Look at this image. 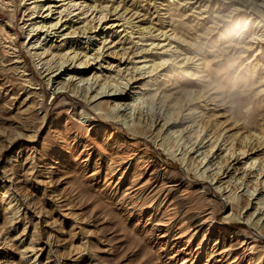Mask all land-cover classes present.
I'll return each mask as SVG.
<instances>
[{
    "label": "bare ground",
    "instance_id": "obj_1",
    "mask_svg": "<svg viewBox=\"0 0 264 264\" xmlns=\"http://www.w3.org/2000/svg\"><path fill=\"white\" fill-rule=\"evenodd\" d=\"M46 1L47 0H33L29 2L30 5L27 6L28 8L26 7L31 11L29 19L35 17L42 18L40 21H35L27 25L29 26L27 36L29 37L31 35L30 38L36 36L34 42L30 43L27 49H29V52L30 49H34L31 54L36 60L37 66L39 65L41 67L40 69L43 68V70L46 71V76H48L46 81L47 85L50 84V88L52 89L51 93L53 95L56 94L55 96L59 93L64 94L65 92L70 95L81 96V100H83V105H81L83 110L80 113L75 111V114L77 116H82L83 119L86 118V122L88 123L96 121L95 116H93V118L89 117L91 114L89 111L93 110V113L97 111V117H102V119L104 118L110 121L112 120L125 126L132 136L131 138L121 136V143H127V147L130 146L135 149H140V144L136 139L142 136L148 140H158L160 141L159 145L162 146L163 143H165V145H170L173 148L171 150L172 152L170 151L171 153L179 150L177 154L175 152L176 155L180 156L177 158V160H179V169L186 174L190 170H194L198 178H210V182L212 183L213 180H215L213 184H215L216 190L223 192L225 195L227 193L226 198L229 200L231 209L230 215L233 213L239 214L241 210L243 211L244 208H248V206H250V197L257 191L254 197L256 200L254 204H251V206L253 205V210L248 214L246 213L247 217L245 219L241 218L243 219L242 223L247 227H255L259 232L264 233V207L262 208V204L264 203L263 0H160V2L153 0L158 11L166 6V8H164L166 9L164 14H167L166 16L169 18L168 21L165 17L160 15L161 17L157 19L159 22H157L160 23L159 25L161 26L156 27V25V28H154L153 20L149 18L151 14L147 15L149 13V10L147 11L148 7L144 6L145 9L141 13L140 11L142 10H139L138 7H133L134 9L131 7L129 8L130 5L128 6V4L124 3L125 0H120L119 3L116 2L117 5L111 4L108 10L107 5H101V2H95V0H90L88 3L86 2L88 0H83L82 2L76 0H49L50 2L48 3H46ZM112 1L113 0H111V2ZM121 1L123 2L122 5L120 4ZM12 2V0H0V7L6 9L7 12H12L13 7L10 8V6H13ZM58 2L60 3L58 4ZM147 4L150 3L147 2ZM211 4H214V6L211 7ZM215 6L216 8L214 9ZM97 7H100L99 10H96ZM170 7H173L176 11L181 10L180 15L183 16V18L186 16L190 17L191 15L193 18H197V21H194L195 23H191L193 22V18L191 19L190 17V19L182 24L185 25L190 22L193 26L192 30L194 29L193 33L195 39L200 37L199 35H202V37L207 40L203 41V38H201L202 41L198 39L195 43L191 40L194 37L187 36L192 32L191 30L190 33L186 32L187 35L182 32L184 29L182 30L181 27L179 28L182 31L180 29L178 31V25L176 26V23L179 24V22H176L177 19L175 20L174 18H176V15H179V12H176L177 14L173 13ZM105 8L107 11L106 13H104ZM121 9H123V11L120 13L119 11ZM89 10L90 13H88ZM94 10L98 12L97 16L96 13L92 15ZM35 12L40 14L32 16ZM108 13L116 15L113 18L117 19V21L121 20V23H119V21L118 23L114 21L107 25L100 24L99 22L103 21ZM158 14L159 12L157 15ZM241 14L246 15V24L245 27H241L242 29H239L240 32H238V30L235 29L237 23L234 25L233 19L230 17L235 15L240 16ZM134 18H139V22H148L149 24L147 26H142V24L138 23L135 24L133 21ZM164 18L167 20L166 23L169 28H166L167 26L165 25L166 23L164 24ZM101 25H103V27ZM135 27L136 32L140 33L141 36L138 35L140 38L132 41L135 44L132 47L136 46L134 50L128 51L131 46L124 47L123 44L122 46L120 45L121 47L117 48L120 49V51H117V43H120L118 40L119 38L115 42H113L114 40L110 41L111 45L107 46L109 45L107 38L113 36L114 32H117V28L118 31H126L125 38H127L134 33L133 29ZM190 27L187 29H190ZM0 28L2 30L0 34L2 51L11 56L9 61L13 64V69L20 71L24 76V80L29 83L28 88L32 89L29 94L42 96L43 99L44 95L41 93V88L37 89V87H32V76L30 77L29 75L31 74L26 72L27 67L25 65L23 53L18 49L16 43H13L14 40L10 29L2 23H0ZM114 28L116 29L114 30ZM129 28L131 29L129 30ZM198 31L201 34H198ZM246 33H250V35L248 39L246 38L248 41L243 44V40L247 37L245 36ZM216 34L218 35L216 36ZM192 35L193 34H191V36ZM49 36L57 38H53L52 40L49 39L48 41H44V43L41 41L46 40ZM91 40L97 43L101 42L102 45L97 48H91ZM140 40H150V43H144L149 47L144 48L140 45L137 46L136 44H139L138 42ZM155 40H158V42L155 43ZM220 40H223L222 43H224V41H226V43L221 45L222 43H218ZM152 47L161 50L160 52H153L152 55H150L153 56L152 59H150V57L147 59L146 57L148 55L146 54L151 51ZM127 48L129 49L127 50ZM168 50H171V52L169 53ZM248 51L254 53L252 58H244L245 52ZM182 52L183 57H180ZM129 53H132L131 55L134 57H140L138 60L134 61L132 58H129ZM165 55L168 56L165 57ZM104 57L118 61V63L115 64L117 68H113L111 64L109 65V62L107 64V66L109 65L108 67L99 63ZM179 57L181 59L174 61ZM149 60H151V64L142 70L141 68L145 65H139V63L141 64V62ZM104 62H106V60ZM123 62L125 64L132 63V66L129 64L131 67H126V65H124L125 69L120 68L119 65ZM97 63L101 67H98L96 65ZM62 67L63 69L61 70ZM106 67L109 70L107 74L103 73L102 70ZM68 70L69 72L65 73L67 77L60 79L62 76L61 74H64L63 72ZM55 71L58 73L53 77L52 73ZM111 72L115 74L112 75ZM145 73L148 74L145 75ZM184 77H186L185 80L182 79ZM119 78H121V81H123V79H126V81L117 82ZM83 81L84 83H82ZM130 83H136L135 89L131 96H127V91L131 87ZM193 84L200 85L203 89H193ZM106 86H110V88L106 90ZM38 104L42 106V102ZM143 104L147 108L149 105H151V107L156 106L155 108H158V110L156 111V109H154L150 116L145 119V116H142V112L140 111L141 108H143ZM162 108L163 111H161ZM45 115L46 111L43 116L45 117ZM160 121L163 122L159 124ZM153 126L154 128H152ZM173 132L177 133V135L174 136ZM181 139H183L182 142ZM92 144L93 153L100 155L102 165L114 171L117 167L115 165H118L120 160L113 154L118 162L114 163V161L110 159L112 157L111 149H109L110 152L107 151V153H102L97 150L94 142H92ZM109 146L107 145L105 150L108 149ZM144 148L140 149L139 153L130 157L128 156L129 158L126 161L123 160L125 164L127 163L126 167L121 172V174H124V171H126V177L128 176L126 190L130 194L132 192L133 194L138 192L141 194L142 192L144 193L152 183H158V185L160 184V186L167 189V192H165L166 194H164L165 196L167 194H172L170 197L167 196L166 200H169V202H172L176 206L181 205V197L173 190L183 184L186 179L182 178V176H178L177 178L174 176V179L173 174L180 175L179 169L175 171L177 174L171 172L170 168L161 165L156 157L149 153L146 148L144 150ZM117 149L118 148H116V151ZM49 151H46L44 155H50ZM124 151L125 150L121 151V153ZM194 153H197L196 157L193 156ZM109 156L111 157L109 158ZM118 156L120 155L118 154ZM212 166L215 167L212 168ZM210 170L213 171L211 172ZM225 173L226 175H224ZM99 174V170H94L93 175L98 176ZM225 177H227V179H224ZM135 178H140V180L143 179L144 181L140 185H137L140 181L136 182ZM242 185L246 190L243 188L245 190L243 193L237 192V189L241 188ZM135 186H139L136 192H134L136 189L134 188ZM153 187H151L150 190ZM203 188H205L204 192H208L205 185ZM130 189L132 190L129 191ZM150 193L149 191L146 195L149 197ZM146 198L147 196H145L144 199L147 200ZM127 200L123 199L124 202ZM145 200L142 201V204ZM12 201L13 200L5 204L3 220L0 224L12 223L14 220L16 208L14 207L15 204L12 206ZM23 201L22 199V202ZM28 204L27 206H30V203ZM254 214L255 216L252 218L251 216ZM197 215H189L187 217V226H185L187 228H192L193 233H191V237H194V234L197 233L200 237V241L198 242L199 245L196 246L197 249H195V251H197L194 258H196L198 254L199 256L204 255L203 257H205V260L202 264H228L226 263L227 261H221L220 258H225L224 260H226L229 259V256L232 258V263L230 262L229 264H234L235 262V264H238L237 260H239L240 263L243 261L244 264H264V249L259 250L256 247L259 241L254 236L251 237L250 235V237H247L248 233L243 224H239L244 228L243 230L229 227L224 223L221 225H214V218H212V215L208 214V216L206 215L207 217L205 216L201 220H199L200 218H198ZM185 216H183V218ZM191 237L188 239V242H191ZM4 240L3 242H5ZM203 244L207 245V248L204 253H201L203 249H205ZM241 245H243V249L242 252H239V247ZM255 248H257V250ZM188 249L189 250L185 254L191 255L193 249L191 247H188ZM218 256L220 257L219 259H217ZM188 261L189 259L187 260L185 257L181 259L180 257V260L175 264H187ZM190 264L194 263L191 262Z\"/></svg>",
    "mask_w": 264,
    "mask_h": 264
},
{
    "label": "rangeland",
    "instance_id": "obj_2",
    "mask_svg": "<svg viewBox=\"0 0 264 264\" xmlns=\"http://www.w3.org/2000/svg\"><path fill=\"white\" fill-rule=\"evenodd\" d=\"M12 1L13 6H10V8L13 7L12 12H7L6 9L0 7V23L10 29L14 40H12L13 43H16L18 49L23 53V58L25 59V65L27 67L26 72L31 74L29 75L30 77L32 76V87H37V89L41 88V93L44 96L42 99V96L29 94V92L32 91V89L28 88L29 83L24 80V76L20 71L13 69V64L9 61L11 56L2 51V43H0V222L3 220V211L6 203L13 200L12 206L15 204L14 207L16 208L14 213L15 221L13 220L12 223L8 222L0 224V264H175L180 260V257L181 259L184 257L187 260L189 259L187 264H190L191 262L194 264H202L205 260V257H203L204 255L199 256L198 254V256L194 258L197 251H195V249H197L196 246L199 245L198 242L200 241V237L198 236V233L194 234V237H191L193 230L192 228L186 227L187 217L192 214H198L197 216L200 218L199 220L203 219L206 215L208 216V214L212 215V218H214V225H221L224 223L229 227L243 230L244 228L239 225L243 224L248 233L247 237H250V235L251 237L254 236L259 241L256 244V247L259 250L264 249V233L259 232L255 227L250 228L242 223V218L245 219L247 217L246 215L253 210V205L251 206V204H254V201L256 200L254 197L256 196L257 191L251 196L252 198L250 197V206H248V208H244L239 214L233 213L234 215H230L229 213H231V209L229 200L226 198L227 193L225 195L223 192L216 190L215 184H213L215 180H213L212 183L210 182V178L200 179L194 170H190L187 174L181 171L178 165L179 160H177L180 156L176 155L179 150L175 151L176 154L175 152L171 153L173 148L170 145H165V143H163V146L159 145L160 141L158 140H148L142 136L137 137L136 139L140 144V149L145 147L149 153L156 157L161 165L170 168L171 172L177 174L175 171L179 169L180 175L173 174V178L175 179V177L182 176V178L186 180L173 191L181 197L183 205H177V207L172 202H169V200H166L167 196L170 197L172 194H167L165 196L164 194H166L165 192H167V189L160 186V184L158 185V183H152L149 185L150 187L147 185L148 188L144 193L142 192L140 194L138 192L136 195L132 192L130 194L126 190L128 180V176L126 177V171H124V174H121L127 165L123 160L126 161L130 156L135 155L140 151L139 148L135 149L130 146H128L130 147L128 148L127 143H121L123 136L127 138L132 137L130 131L118 122L116 123L112 120L110 121L104 118L102 119V117H97V111H94V114L93 110L89 111L91 113L89 117L93 118V116H95L96 121L88 123L86 122V118L83 119L82 116H77L75 114L76 112L80 113L83 110V107L81 106L83 105L81 96L70 95L66 92L64 94L59 93L55 96L56 94L53 95L51 93L52 89L50 88V84L47 85L46 81V78L48 77L46 76V71H44L43 68L40 69L41 67L39 65L37 66L36 60L31 54L34 49H30V52L29 49H27L30 43L34 42L36 39V36L32 38H30L31 35L29 37L27 36V31L29 29V26L27 25L35 21H40L42 18L35 17L29 19L31 11L27 9V6L30 5L29 2L33 0ZM76 1L82 2L83 0ZM119 1L120 0H113L112 2L111 0H95V2H101V5H107V10L111 4L117 5ZM145 1L134 0L133 2V0H125L124 3L128 4V6L130 5L129 8L138 7L139 10H142L140 11L141 13L144 11L145 7H148L147 11L149 10V13L147 15L151 14L149 18L153 20L154 28L161 26L157 20L161 17L160 15L169 21V18L166 16L167 14H164L166 11L164 8H166V6L158 11L153 0H150V2L149 0ZM158 1L160 2V0H157L156 2ZM48 2L50 1L47 0L46 3ZM86 2L88 3L90 0ZM121 2L120 4L122 5L123 2ZM147 2L150 4H147ZM59 3L60 2H58V4ZM213 6L214 4H211V7ZM99 8L100 7H97L96 10H99ZM170 8L173 13L179 12V15H176V18H174L175 20L177 19L176 22H179V24L175 22L176 26L178 25V31L180 29L179 27H181L182 30L184 29L183 31L180 30L186 35L188 32L190 33L192 31L187 36L194 37L191 40L195 43L198 39L200 41L207 40L202 37V35H199L200 37L195 39L193 33L194 29L192 30L193 26L190 22L186 23V26L182 24L190 19V17L192 19V15L183 18V16L180 15L181 10L176 11L173 7ZM215 8L216 6L214 9ZM96 10H94L92 15L95 13L96 16L98 15ZM122 11L123 9L119 12L121 13ZM106 12L105 8L104 13ZM158 12L159 14L157 15ZM88 13H90V10ZM36 14L40 13L35 12L32 16H35ZM111 14L108 13V17L106 16L105 19L103 18L104 20L99 23H102L103 25L110 24L114 21H116V23H118V21L121 23V20L117 21V19L113 18L116 15ZM230 18L233 19L234 25L237 23L235 29H237L238 32H240L239 29H242L241 27H245L246 15H235ZM138 19H133L135 24H142V26H147L149 24L148 22H139ZM166 19L164 20V24L167 22ZM194 21H197V18H193V22L191 23H195ZM103 25L101 26L103 27ZM165 25L167 26V23ZM187 26H191L190 29H187ZM118 28L113 36L107 38L109 44L107 46L111 45L110 41L114 40L113 42H115L119 38L118 40L120 43H117L116 49L124 44V47L131 46L130 49L127 48V50L129 49L128 51L132 49L134 50L136 46L132 47L135 45L132 41L138 40L141 36L140 33L136 32V27L134 28L135 30L133 29L134 33L127 38H125L126 31H118ZM166 28H169V26ZM115 29L116 28H114V30ZM130 29L131 28H129V30ZM1 33L2 30L0 31V34ZM197 33L201 34L199 31ZM191 34L194 36H191ZM246 34L245 36L247 37H245V41L243 40V44L248 41L247 39L250 35V33ZM217 35L218 34H216V36ZM53 38L57 37L49 36L46 40L41 41L44 43V41H48L49 39L52 40ZM201 38L203 39L201 40ZM145 42L150 43V40H140L138 42L139 44L136 45L148 48L149 46L144 44ZM156 42H158V40H155V43ZM222 42L223 40H220L218 43ZM225 43L226 41L221 45H224ZM101 45V42L97 43L94 40H91V48H97ZM160 50L161 49L152 47L151 51L146 54L148 55L146 58L149 59L150 57V59H152L153 56L150 55H152L153 52H160ZM117 51H120V49H117ZM168 52L170 53L171 50H168ZM131 54L132 53H129V58H132L134 61L138 60L140 57H134ZM253 55V52L251 53L248 51L245 52L244 58H252ZM166 56L168 55H165V57ZM180 57H183V52ZM180 57L174 61H178L181 59ZM105 60L106 62H104ZM150 61L151 60L146 62L143 61L141 64L139 63V65H145L144 67L142 66L143 68L141 69L143 70L148 67L151 64ZM108 62L113 68H117L115 64L118 63V61L113 60L112 58L104 57L102 61H99V63L104 64V66H107ZM129 64L132 66V63ZM129 64L123 62L119 67L125 69L124 65H126V67H131ZM96 65L101 67L98 63ZM107 67L102 69L103 73L107 74L109 71ZM62 69L63 67L61 70ZM67 72H69V70L63 72L64 74H61L62 76L60 79L67 77V74H65ZM56 73L58 72L55 71L52 73L53 77H55ZM113 74L115 73H112V75ZM147 74L148 73H145V75ZM182 79L185 80L186 77ZM120 81L121 78L117 80V82ZM125 81L126 79H123L121 82ZM82 83H84V81ZM135 84L136 83L130 85L131 87L127 91V96H131L134 93ZM109 88L110 86H106L105 89L108 90ZM192 88L196 90H198V88L203 89L202 86L196 84H193ZM39 102H42V106L41 104H38ZM155 107L149 105L147 108L143 104V108L140 110L142 116L144 115L145 119L149 117L154 109H156V111L158 110V108ZM45 111L46 115L44 117L43 115ZM161 111H163V108ZM161 122L163 121H160L159 124H161ZM152 128H154V126ZM175 135H177V133H174V136ZM182 141L183 139H181V142ZM92 142L95 143L97 150L102 153H107V151L111 149L112 157L109 156V158L111 157L110 159L111 161H114V163H118L117 159L120 160L118 165H115L117 167L114 171H111V168L107 169L102 165L100 155L93 153ZM107 145L109 148L105 150ZM115 147L119 150L117 149L116 151ZM123 150L125 151L121 153ZM46 151H49L50 155H44L46 154ZM113 154H115L117 159ZM118 154L120 156H118ZM196 155L197 153L193 154L194 157H196ZM215 166H212V168ZM94 170H99L100 174L98 176L93 175ZM111 172L114 173L112 174ZM224 175H226V173ZM135 179L136 182L140 181L137 185H140L144 181L143 179L140 180V178ZM224 179H227V177ZM152 185L155 186L153 187ZM204 185L208 189V192H204ZM138 187L139 186L134 187L136 188L134 192L137 191ZM151 187L153 188L150 190ZM241 188H238L237 192L243 193V191L246 190L243 185ZM149 191L151 193L153 192L152 194H149L150 198L146 195ZM145 196H147V200L144 199ZM22 199L25 202H22ZM123 199L128 200L124 202ZM143 200L146 201L143 202L144 205L142 204ZM28 203H30V206H27L29 205ZM134 203L137 206H135ZM263 207L264 203L262 204V208ZM162 210L165 213H163ZM183 216H185V219ZM254 216L255 214L251 217L253 218ZM180 231H184L183 234ZM179 236L183 238H180ZM190 237L191 242H188ZM3 240L5 242H3ZM242 246L243 245L239 247V252H242ZM188 247H191L192 249L196 247L193 249L191 255L185 254L189 250ZM204 247L205 249H203L201 253L205 252L207 245H204ZM257 248L255 249L257 250ZM219 258L220 257L218 256L217 259ZM220 259L221 261H227L226 263L229 264L232 258L229 256V259ZM237 263L244 264L243 261L240 263L239 260H237Z\"/></svg>",
    "mask_w": 264,
    "mask_h": 264
}]
</instances>
